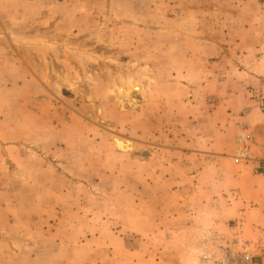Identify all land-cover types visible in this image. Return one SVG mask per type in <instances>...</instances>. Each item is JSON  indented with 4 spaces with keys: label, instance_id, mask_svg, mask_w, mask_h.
I'll return each instance as SVG.
<instances>
[{
    "label": "rangeland",
    "instance_id": "obj_1",
    "mask_svg": "<svg viewBox=\"0 0 264 264\" xmlns=\"http://www.w3.org/2000/svg\"><path fill=\"white\" fill-rule=\"evenodd\" d=\"M263 39L264 0H0V264H196L206 235L260 238L238 136L204 171L189 158V85L208 69L212 130L219 82Z\"/></svg>",
    "mask_w": 264,
    "mask_h": 264
},
{
    "label": "crops",
    "instance_id": "obj_2",
    "mask_svg": "<svg viewBox=\"0 0 264 264\" xmlns=\"http://www.w3.org/2000/svg\"><path fill=\"white\" fill-rule=\"evenodd\" d=\"M258 43H260L258 40L251 41L247 52L241 54L242 66L232 73H228L219 82L222 84L220 94H217L219 99L217 102L215 101L212 108L219 109L221 120L212 122V130L204 128L207 119L210 120V104L207 101L209 97L208 69H201L200 83L189 85V115H193L192 119L196 120L191 124L192 129H189V158L205 163L196 167L198 171L209 168L211 160L214 164H218L222 157L232 153L235 136L241 132L248 134L251 140V159L246 166L264 179V112L261 107L264 101V43L260 45L259 49L256 47L259 45ZM204 76H206V80ZM200 105L201 110L192 109V107ZM158 149L161 152L168 150L169 153L175 151L173 148ZM193 172L195 169L189 168V180H185L184 185H188L189 181V187L203 186L202 182L195 184ZM190 199L191 197H189V201ZM176 203L179 205V202ZM186 212L177 216V218L187 221L186 229L174 232V235L182 242H171L165 246L170 245V248H175V250H180L181 247L189 248V212ZM200 231L195 233L199 234ZM203 243V240H200L197 246Z\"/></svg>",
    "mask_w": 264,
    "mask_h": 264
},
{
    "label": "built area",
    "instance_id": "obj_3",
    "mask_svg": "<svg viewBox=\"0 0 264 264\" xmlns=\"http://www.w3.org/2000/svg\"><path fill=\"white\" fill-rule=\"evenodd\" d=\"M250 159V136L240 132L232 160L235 164H240ZM215 240L217 238L204 236L202 248L207 251L197 259L196 264H264V232L256 240L243 239L239 235H234L231 238L223 237L221 243L218 244L215 243ZM209 244L210 246H208Z\"/></svg>",
    "mask_w": 264,
    "mask_h": 264
},
{
    "label": "bare ground",
    "instance_id": "obj_4",
    "mask_svg": "<svg viewBox=\"0 0 264 264\" xmlns=\"http://www.w3.org/2000/svg\"><path fill=\"white\" fill-rule=\"evenodd\" d=\"M139 91V88L134 86L131 90V92H126L125 94H123L122 96H120L118 103H121L125 100H127L128 102H130L131 100L136 99V94ZM132 103V102H131ZM114 142V146L116 145V147L120 150V152H124L126 153L131 152L130 150H132V142L131 141H127V140H121V139H117V138H113ZM118 152V151H117Z\"/></svg>",
    "mask_w": 264,
    "mask_h": 264
},
{
    "label": "water",
    "instance_id": "obj_5",
    "mask_svg": "<svg viewBox=\"0 0 264 264\" xmlns=\"http://www.w3.org/2000/svg\"><path fill=\"white\" fill-rule=\"evenodd\" d=\"M136 98H139L138 93L136 94ZM113 142H115V141L113 140ZM131 144H132V150H130V151L133 152L134 151V145H133V143H131ZM115 150L118 151V152H120V150L116 147V145H115Z\"/></svg>",
    "mask_w": 264,
    "mask_h": 264
}]
</instances>
